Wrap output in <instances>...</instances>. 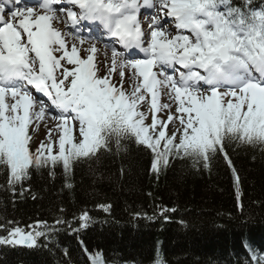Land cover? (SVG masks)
I'll return each mask as SVG.
<instances>
[{"label":"snow or ice","instance_id":"obj_1","mask_svg":"<svg viewBox=\"0 0 264 264\" xmlns=\"http://www.w3.org/2000/svg\"><path fill=\"white\" fill-rule=\"evenodd\" d=\"M142 9L156 12L147 28ZM162 18L175 20L176 34ZM65 21L73 28L98 22L144 58L125 59L113 46L100 75L96 44L84 48L78 37L69 44L71 34L56 26ZM49 112L56 113L53 126L32 151L30 128ZM129 138L151 151L156 172L171 157L207 167L218 151L227 157L226 141L264 146V7L252 0H39L36 7L0 0V165L8 185L23 194L32 171L54 175L60 165L70 175L77 161ZM79 220L84 228L91 222L87 211ZM4 231L0 245L32 248L54 229L37 221ZM243 249L238 264H264V250L250 243ZM85 251L89 264H109L102 252ZM155 264L165 261L157 256Z\"/></svg>","mask_w":264,"mask_h":264},{"label":"trees","instance_id":"obj_2","mask_svg":"<svg viewBox=\"0 0 264 264\" xmlns=\"http://www.w3.org/2000/svg\"><path fill=\"white\" fill-rule=\"evenodd\" d=\"M252 4L264 7V0ZM224 151L207 167L171 157L156 172L151 151L129 138L77 161L70 175L60 165L54 175L32 171L23 194L0 165V225L46 221L54 229L33 249L0 245V264H89L85 249L109 264H155L157 256L165 264H238L243 244L264 250V146L226 141ZM83 211L91 218L86 228Z\"/></svg>","mask_w":264,"mask_h":264},{"label":"rangeland","instance_id":"obj_3","mask_svg":"<svg viewBox=\"0 0 264 264\" xmlns=\"http://www.w3.org/2000/svg\"><path fill=\"white\" fill-rule=\"evenodd\" d=\"M81 55L83 56L82 53H81ZM125 87H128L127 79H126ZM162 102H168L167 97H163L162 98ZM48 114H46V116H45L46 118L48 117ZM46 123L48 124V121H47V119H44L43 121L38 123V127L36 128L35 131H33V129L30 128V134L33 135V140L31 142L32 151L36 150V148L39 146V143L41 141L46 140V130L48 128H52V126H50V125H48L49 127H47ZM169 128L171 129V125L169 126ZM52 136H53V139L56 138V132H55L54 129H53V132H52Z\"/></svg>","mask_w":264,"mask_h":264},{"label":"bare ground","instance_id":"obj_4","mask_svg":"<svg viewBox=\"0 0 264 264\" xmlns=\"http://www.w3.org/2000/svg\"><path fill=\"white\" fill-rule=\"evenodd\" d=\"M61 24H63V25H65L66 24V21L65 22H63V23H61ZM60 23H57L56 24V26L57 27H59L60 29L62 28V25H61ZM62 30V29H61ZM63 32V31H62ZM65 33V32H64ZM68 43L69 44H71L72 42H73V40H72V38H70L69 36H68ZM91 44H84V48H88V46H90ZM96 46H97V44H96ZM81 53L83 54V55H85V53H84V51L82 50L81 51ZM97 61L98 62H100V72H99V74L100 75H104L105 74V65H106V63H105V61L104 60H102V59H99V57L97 58ZM131 70H127V72H130ZM117 79H118V77H117ZM126 79H127V77H126ZM56 113H52V114H48V117L46 118L45 117V119H47V121H48V124L46 123V126L47 127H49L48 125H50V126H53V121H51L50 120V116H52V115H55ZM23 247H25V246H23Z\"/></svg>","mask_w":264,"mask_h":264}]
</instances>
